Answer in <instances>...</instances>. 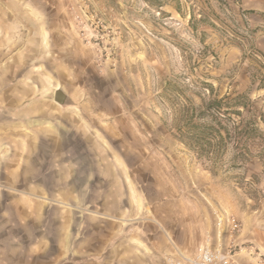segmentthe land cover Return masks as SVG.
Instances as JSON below:
<instances>
[{
	"label": "rangeland",
	"instance_id": "obj_1",
	"mask_svg": "<svg viewBox=\"0 0 264 264\" xmlns=\"http://www.w3.org/2000/svg\"><path fill=\"white\" fill-rule=\"evenodd\" d=\"M206 83L249 93V161L230 144L211 169L181 139L180 109L211 98ZM99 161L133 167L152 202L183 199L213 228L203 244H228L235 219L243 264H264V0H0V239L27 237L35 204L53 241L68 235L67 208L22 201L29 178Z\"/></svg>",
	"mask_w": 264,
	"mask_h": 264
},
{
	"label": "crops",
	"instance_id": "obj_2",
	"mask_svg": "<svg viewBox=\"0 0 264 264\" xmlns=\"http://www.w3.org/2000/svg\"><path fill=\"white\" fill-rule=\"evenodd\" d=\"M64 166L70 170L67 175L42 174L37 182L29 178L33 187L22 201L67 208L68 235H60L62 225L53 241L41 224L45 211L35 204L25 219L27 226L35 225L28 226L27 237L0 239V264H163L166 257L194 253L213 232L199 214L186 211L183 199L150 201L141 185L136 186L134 168L125 162ZM45 178H53V190H48ZM54 214L65 217L63 210Z\"/></svg>",
	"mask_w": 264,
	"mask_h": 264
},
{
	"label": "trees",
	"instance_id": "obj_3",
	"mask_svg": "<svg viewBox=\"0 0 264 264\" xmlns=\"http://www.w3.org/2000/svg\"><path fill=\"white\" fill-rule=\"evenodd\" d=\"M206 85L211 98L201 99L198 107L189 102L180 109L183 118V125L179 127L181 139L201 160L208 162L210 168L218 166L230 144L237 152L234 162L249 161L256 137L262 136L254 120L249 93L219 97L215 96L211 84ZM230 121L233 123L229 124Z\"/></svg>",
	"mask_w": 264,
	"mask_h": 264
},
{
	"label": "built area",
	"instance_id": "obj_4",
	"mask_svg": "<svg viewBox=\"0 0 264 264\" xmlns=\"http://www.w3.org/2000/svg\"><path fill=\"white\" fill-rule=\"evenodd\" d=\"M220 223H222V221L219 222L218 225H221ZM228 224L229 230L231 231V240L228 244H212L211 241L208 240L205 244L201 245L195 253L170 259V264H243L240 257L242 248L232 240L234 239V235L241 231V227L235 219L229 220ZM249 254L253 257L252 251ZM252 264L260 263L254 260Z\"/></svg>",
	"mask_w": 264,
	"mask_h": 264
},
{
	"label": "water",
	"instance_id": "obj_5",
	"mask_svg": "<svg viewBox=\"0 0 264 264\" xmlns=\"http://www.w3.org/2000/svg\"><path fill=\"white\" fill-rule=\"evenodd\" d=\"M55 101L61 106H66L69 104L70 99L62 89H58L55 93Z\"/></svg>",
	"mask_w": 264,
	"mask_h": 264
}]
</instances>
